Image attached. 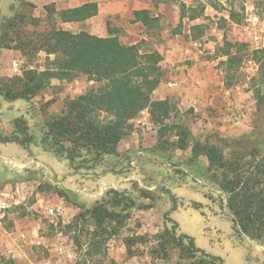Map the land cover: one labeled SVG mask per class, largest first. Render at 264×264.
Masks as SVG:
<instances>
[{
  "label": "rangeland",
  "instance_id": "rangeland-1",
  "mask_svg": "<svg viewBox=\"0 0 264 264\" xmlns=\"http://www.w3.org/2000/svg\"><path fill=\"white\" fill-rule=\"evenodd\" d=\"M163 1L168 4L164 10L168 19L160 18L159 33L153 31L147 39L141 41L145 30L133 22L128 25L129 33L124 29L126 20H119L115 26L108 22V27L117 30L126 44L137 40L143 50H157L168 47V39L189 41L190 25H205L206 33L201 41L208 45L203 55L207 59L221 58L219 67L225 71L226 86L233 88L235 98L242 99L240 109L244 119L233 118L231 123L245 120V133L257 131L255 127L261 121L258 120L256 92L259 89L264 93V82L255 52L264 50V0ZM53 4L59 9L56 2L44 3L43 0H0V87L27 69H45L48 59L55 58L40 51L36 44L54 23L46 9ZM182 4L194 8L203 4L205 10L194 22L184 18L181 24ZM231 9L241 16L240 24L229 20ZM81 28V24H73L71 30ZM227 50L234 53L228 69L222 64L228 59L223 54ZM14 60L20 63L19 71L12 67ZM96 87L95 82L78 76L52 79L45 90L27 99H9L0 91V135L10 136L22 126L34 137L28 149L18 143H0V256L14 259L16 264H43L47 259L52 260L51 264L199 262L203 259L200 254L191 257L189 250L174 246L172 240H167L165 251L157 248L163 241L162 235L165 236L173 224L164 219L168 214L179 224L177 235L193 237L198 248L221 257L225 264H264V240H254L243 231L237 233L225 194L208 178L207 158L200 157L197 163L191 164V150L176 149L172 145L177 141L175 132L161 138L159 128L149 120L148 110L130 122L129 133L119 144V154L104 156L97 166L74 169L66 159L48 150L42 142L48 118L59 114L69 99ZM191 109L173 114L169 122L182 123L192 131L197 116ZM212 116L222 115L217 112ZM194 135L205 139L213 135L233 138L241 134L209 129ZM54 186L78 193L79 202L86 208L121 200V207L114 209L120 213L124 225L107 242L101 255L86 256L93 221L89 217L76 221L80 207L65 202ZM171 195L177 198L178 208L174 211ZM50 208L55 210L54 215L49 214ZM34 232L39 236L35 241L43 239V244L28 242L24 247L19 246L22 233L30 240ZM128 237L134 239L132 257L128 256L124 243ZM77 241L83 245L82 249ZM52 254L57 256L52 257Z\"/></svg>",
  "mask_w": 264,
  "mask_h": 264
},
{
  "label": "trees",
  "instance_id": "trees-1",
  "mask_svg": "<svg viewBox=\"0 0 264 264\" xmlns=\"http://www.w3.org/2000/svg\"><path fill=\"white\" fill-rule=\"evenodd\" d=\"M46 9L54 23L36 44L40 51L55 58L52 61L48 59L47 66L41 71L27 69L21 76L9 79L0 87L2 94L13 100L27 99L45 90L52 79L61 80L65 77L73 79L85 76L87 80L98 84L96 89L69 99L59 114L48 118L42 138L48 150L66 159L74 169L97 166L104 156L119 154V144L129 133L130 122L148 110L151 122L159 128L161 138L169 132H175L177 141H173L172 145L176 149L191 150V164L197 163L200 157L207 158L208 178L225 194L226 206L237 233L243 231L254 240H264V93L259 89L256 92L260 111L258 120L261 121L255 127L257 131L233 138L213 135L203 139L195 136L186 125L169 122L173 114L180 112L176 103L170 99L154 98V92L165 76L161 66L163 56L158 50H143L140 43L126 44L120 39L117 30L109 29V36L99 37L84 30L73 32L58 27L60 23L84 22L95 16L98 13L96 2L66 9H56L53 4ZM204 10L203 4L198 8L182 4L181 24L184 18L190 22L199 19ZM133 14L132 22L141 23L149 36L153 35V31L159 33L160 18L153 16L150 9L136 10ZM229 20L240 24L242 18L231 9ZM205 33V25L192 24L188 38L197 41ZM223 54L228 59L222 64H226L228 69V65L232 66L234 53L227 50ZM255 58L264 82V50L256 51ZM33 142L34 137L22 126L10 136L0 135V143H18L25 149ZM53 188L65 202L80 207L81 212L76 221H84L87 217L92 219L94 229L85 253L90 258L101 255L107 242L124 225L120 213L114 209L121 207V200L97 203L86 208L79 202V194L75 191L59 186ZM171 200L174 204L171 210H177V198L171 195ZM195 206L199 208L200 205ZM164 219L173 224L165 236L162 235L163 241L157 248L165 251L169 243L167 240H172L174 246L189 250L191 257L196 254L203 257L192 264H225L221 257L198 248L193 237L177 235L179 224L170 219L168 214ZM133 242V237L124 241L129 257L133 256ZM78 244L82 249L83 245ZM0 264H16V261L0 256Z\"/></svg>",
  "mask_w": 264,
  "mask_h": 264
},
{
  "label": "crops",
  "instance_id": "crops-1",
  "mask_svg": "<svg viewBox=\"0 0 264 264\" xmlns=\"http://www.w3.org/2000/svg\"><path fill=\"white\" fill-rule=\"evenodd\" d=\"M31 1L34 2L35 0ZM43 2H56L57 6H60L59 9L74 8L85 3L96 2L98 13L95 16L84 22L60 23V25L71 30L73 24H81L82 28L79 31L84 30L99 37L109 36L108 22L115 26L114 24L119 20H126L127 26L124 29L129 33L128 25L134 19L133 13L136 10L150 9L153 16L168 19V13L164 12L168 4H166L167 1L163 0H43ZM135 25L145 30V36L139 35L141 41L150 37L141 23L138 22ZM245 28L249 30V26ZM188 40L174 42V40L168 39L170 41L168 47L165 49L157 48L163 56L161 66L165 76L161 85L154 92V98L160 100L170 99L176 103L181 113H185L192 108L190 111H194V115L197 116L191 127L194 134L209 129H216L224 134H244L247 132L245 120L239 123H231V120L234 121L233 118H236L237 114L239 115L242 112L240 109L242 99L235 98L232 93L233 88L226 86L223 80L225 71L219 67L221 58L218 56L212 59L205 58L203 54L208 44L203 43L201 39L197 41ZM139 42L136 40L130 42V44ZM171 81H176L178 85L174 88L169 87L168 84ZM231 96L233 97L231 98ZM217 112H220L222 116L213 117L212 114ZM146 114L149 116L147 112ZM217 122L222 124H217ZM34 234L32 239L29 240L28 235L22 233L19 246L24 247L23 245L28 244V242H36L38 245L43 244V239L42 241L41 239L35 241V238H39V236L37 232H34ZM55 255L52 254L51 256L54 257ZM21 256L22 258L25 257L24 254ZM51 262V259H47L42 263L51 264Z\"/></svg>",
  "mask_w": 264,
  "mask_h": 264
},
{
  "label": "built area",
  "instance_id": "built-area-1",
  "mask_svg": "<svg viewBox=\"0 0 264 264\" xmlns=\"http://www.w3.org/2000/svg\"><path fill=\"white\" fill-rule=\"evenodd\" d=\"M251 62V61H250ZM12 67L16 70V71H19V68H20V63H19V61H17V60H14L13 62H12ZM169 87H172V88H174V87H176L177 85H178V83L176 82V81H171L169 84ZM243 116H244V113H243V111L236 117V119H242L243 118ZM139 123L141 122V121H138ZM49 214L50 215H54L55 214V210H53L52 208H50L49 209Z\"/></svg>",
  "mask_w": 264,
  "mask_h": 264
},
{
  "label": "water",
  "instance_id": "water-1",
  "mask_svg": "<svg viewBox=\"0 0 264 264\" xmlns=\"http://www.w3.org/2000/svg\"><path fill=\"white\" fill-rule=\"evenodd\" d=\"M22 164H25V163H22Z\"/></svg>",
  "mask_w": 264,
  "mask_h": 264
}]
</instances>
